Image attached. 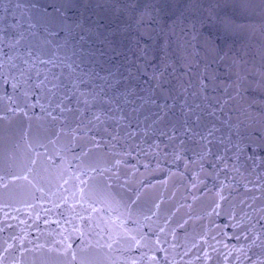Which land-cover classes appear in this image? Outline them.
<instances>
[{
	"label": "water",
	"instance_id": "obj_1",
	"mask_svg": "<svg viewBox=\"0 0 264 264\" xmlns=\"http://www.w3.org/2000/svg\"><path fill=\"white\" fill-rule=\"evenodd\" d=\"M0 264H264V0H0Z\"/></svg>",
	"mask_w": 264,
	"mask_h": 264
}]
</instances>
